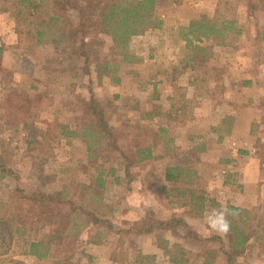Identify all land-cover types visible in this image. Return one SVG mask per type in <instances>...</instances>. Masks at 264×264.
Here are the masks:
<instances>
[{
  "label": "rangeland",
  "instance_id": "374dc122",
  "mask_svg": "<svg viewBox=\"0 0 264 264\" xmlns=\"http://www.w3.org/2000/svg\"><path fill=\"white\" fill-rule=\"evenodd\" d=\"M249 1L255 4V9L250 8L248 0H183L178 4L173 0H157L153 13L161 21L159 28L132 36L124 48L116 47L104 28L95 29V37L88 38V63L83 65L82 58L76 56L83 70L74 78L52 80L40 69V65H59V57L51 54L48 47L31 51L30 55H23L21 49H4L0 67L10 71L0 70V157L18 174L19 180L12 176L0 180V200L16 184L44 192L64 191L67 198L110 220L114 229L101 224L95 241L77 247L71 264H222L224 256L219 242L207 237L218 235L227 242L231 232L227 235L213 232L208 227V218L213 210L226 208L228 202L222 195L207 196L210 200L202 211L191 210L182 205L181 196L170 193L164 181L166 161L171 156L175 160H199V153L182 141L187 133L197 131L194 105L187 107L183 121L165 118L150 121L144 116L151 103L157 105L151 101L153 97H162L160 101L165 105L168 103L165 97H239L245 105L241 108H253L252 113L262 115L264 123V0ZM69 15L77 20L73 11ZM200 18L217 23L234 19L240 32L228 31L221 41L202 40L200 44L205 51L197 55L196 66L184 67L181 61L190 52L181 36L190 20ZM11 36L16 40L14 22L8 13L1 12L0 46H7ZM38 75L47 78V83L38 84ZM174 84L182 88L172 93ZM32 85L40 87L41 93L47 92L36 97L38 91ZM10 91L29 93L30 97L9 104L4 99ZM91 95L97 97L108 123L119 130V144L125 147L131 144L135 136L130 132L137 126L145 134L150 132L148 129L156 132L157 125H163L169 133L171 128L176 138L180 137L176 139L177 145L166 151L163 142H159L155 153L162 156L166 152V156L132 164L128 168L129 179L124 175L125 161L114 150L105 155L101 139L90 152L80 137L67 140L58 134L59 123L77 129L84 126L87 118L81 114L83 100ZM250 97L263 100L252 105V101L248 103ZM181 123L182 135V129L174 128ZM255 154L264 163V141L258 140ZM98 177L102 179L99 184ZM196 186L205 191L201 176ZM245 208L255 216L251 227L257 228V220L264 215V188L260 197ZM174 215L185 220L189 232L182 225L173 231L158 230L155 235L116 232L136 223ZM69 216L79 233L83 231L86 239L92 236H85L80 211ZM261 235L263 232L253 235L239 261L264 264ZM208 248L214 254H204L203 250ZM10 252L0 257V261L8 262L13 257L24 264H52V257L20 256L17 246Z\"/></svg>",
  "mask_w": 264,
  "mask_h": 264
},
{
  "label": "trees",
  "instance_id": "16d2710c",
  "mask_svg": "<svg viewBox=\"0 0 264 264\" xmlns=\"http://www.w3.org/2000/svg\"><path fill=\"white\" fill-rule=\"evenodd\" d=\"M156 1L0 0V13H8L14 22L16 42L9 48H21L23 55H30L31 51H40L48 47L52 51L51 54L59 57V65L54 67L40 65V69L53 80L54 78H74L79 70L82 72L83 67L78 65L80 59L78 60L76 56L82 58L83 65L88 63V38L93 36L95 29L104 28L116 47L124 48L132 36L146 29L159 28L161 21L153 13ZM182 1L173 0L175 4ZM248 3L250 8L255 9V4L249 0ZM70 11L77 15V20L71 18ZM184 31L181 37L185 42V48L190 53L184 62L181 61V64L184 67L194 68L197 55L205 51L200 44L202 40L212 38L221 41L226 32L239 33L240 29L236 26L234 19H222L220 23H217L214 20L200 18L190 20ZM6 47V45L0 46V55ZM66 59L69 62H65ZM0 70L10 71L4 67H0ZM85 71L88 73V70ZM46 80L47 78L41 75H38L36 79L38 84H46ZM32 88L38 91L36 97H41L47 92L44 90L41 93L37 85H32ZM177 88H182V85L174 84L173 92H176ZM5 96L4 102L9 104L30 97L29 93L23 94L17 91H10ZM83 102L81 114L87 118L84 126L77 129L68 124L59 123L56 125L58 134L67 140L80 137L86 142L87 150L90 152L101 139L105 143V147L102 148L105 155L114 150L125 161L124 175H127L129 179L131 172L128 168L132 164L152 162L166 156V152L162 156L155 153L159 142H163V149L166 151L175 145L170 138L169 129H165L163 125H157L156 132L148 129L150 132L145 134L141 132L142 127L137 126L134 132H130L135 136L131 139L132 143L129 142L125 147L122 143L119 144L118 139L121 134L108 123L97 97L91 95ZM152 111L162 119H178L170 111L165 115L158 114L155 109ZM144 117L150 121L155 119L149 112H146ZM171 157L164 169V181L169 186L168 190L173 195L184 199L182 205L202 211L210 199L204 190L196 186L200 178L198 161L191 158L175 160ZM11 176L19 180L18 174L0 157V180ZM97 182L101 183L102 179L98 177ZM66 196L64 191L44 192L38 189H25L18 184L8 188L5 198L0 200V257L4 258L11 253L10 250L14 246H17L20 256L38 259L52 257V264H71L77 247L84 243H93L100 233L101 224L114 229L110 220L100 217L97 213L86 209L82 203L77 204L72 198ZM226 208L237 214L235 218L228 217L232 221L231 237L227 242L218 235L209 236L207 239L219 242V250L224 256L222 264H249L239 261V257L247 250L253 235L263 232L262 237L259 238L264 239V215L257 220V228H252L251 222L255 216L249 208L229 203ZM76 211H80L83 215L85 236L92 235L88 239L83 236V231L80 233L77 231L69 216ZM179 225L190 231L185 220L174 215L136 223L129 228L117 229L116 232L133 233L137 236L155 235L158 230L173 231ZM191 234L196 235L195 231H191ZM203 252L206 255L214 254L209 248L204 249ZM9 258L10 261L3 259L0 264H24L19 259Z\"/></svg>",
  "mask_w": 264,
  "mask_h": 264
},
{
  "label": "crops",
  "instance_id": "0c3cea01",
  "mask_svg": "<svg viewBox=\"0 0 264 264\" xmlns=\"http://www.w3.org/2000/svg\"><path fill=\"white\" fill-rule=\"evenodd\" d=\"M11 38L9 43L6 42V49H19L9 48V44L16 42L15 36ZM165 98L168 101L167 105L160 101L162 97H153L151 101L157 102L155 103L157 105L151 103L150 109L145 110L160 119L162 117L153 113V109L160 115L170 111L173 112V116L183 121L187 107L194 105L197 122L194 127H197V131L195 134L187 133L182 137V141L190 145L191 149L199 148L195 151L199 153L198 170L201 179H204L206 195L208 197L222 195L225 202L241 207L253 204L264 188V163L255 154L258 140L264 141L262 115L255 116L252 113L253 108L250 107L243 110L241 107L245 105L239 97ZM248 100V103L252 101V105H255L263 99L250 97ZM175 127L182 129L180 131L182 135L183 123L174 125ZM170 138L177 145L176 139L180 137L176 138V135L170 133ZM197 138L199 141H196Z\"/></svg>",
  "mask_w": 264,
  "mask_h": 264
},
{
  "label": "clouds",
  "instance_id": "9594fccd",
  "mask_svg": "<svg viewBox=\"0 0 264 264\" xmlns=\"http://www.w3.org/2000/svg\"><path fill=\"white\" fill-rule=\"evenodd\" d=\"M236 213L230 209H215L208 218V227L216 233L227 235L231 229L232 221L228 218L236 217Z\"/></svg>",
  "mask_w": 264,
  "mask_h": 264
}]
</instances>
